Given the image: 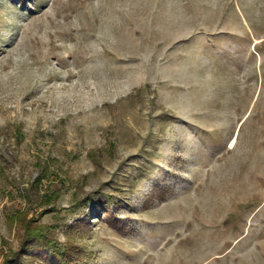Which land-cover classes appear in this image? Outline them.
Masks as SVG:
<instances>
[{"label":"rangeland","instance_id":"obj_1","mask_svg":"<svg viewBox=\"0 0 264 264\" xmlns=\"http://www.w3.org/2000/svg\"><path fill=\"white\" fill-rule=\"evenodd\" d=\"M27 223L73 264H264V0H0V264H61Z\"/></svg>","mask_w":264,"mask_h":264},{"label":"trees","instance_id":"obj_2","mask_svg":"<svg viewBox=\"0 0 264 264\" xmlns=\"http://www.w3.org/2000/svg\"><path fill=\"white\" fill-rule=\"evenodd\" d=\"M21 3L26 5L27 0H20ZM100 206H103L100 204ZM26 239L22 246L15 251L16 256H21V253H27L28 257L31 252L44 251L49 255L53 256L54 259L58 260L61 264H73L72 258H70V252L65 247H62L57 243L47 231V228L38 227L35 224L27 223L25 225ZM25 255V254H23ZM25 260V258H24ZM21 264H27L28 260ZM22 262V260L20 261ZM7 264H12L7 262ZM30 264H35L30 263ZM75 264H80L76 262Z\"/></svg>","mask_w":264,"mask_h":264}]
</instances>
